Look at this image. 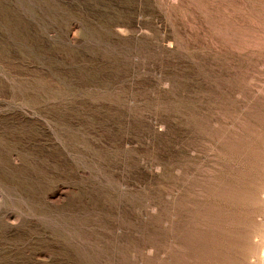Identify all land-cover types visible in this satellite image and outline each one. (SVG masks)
<instances>
[{
  "label": "rangeland",
  "instance_id": "rangeland-1",
  "mask_svg": "<svg viewBox=\"0 0 264 264\" xmlns=\"http://www.w3.org/2000/svg\"><path fill=\"white\" fill-rule=\"evenodd\" d=\"M0 264H264V0H0Z\"/></svg>",
  "mask_w": 264,
  "mask_h": 264
}]
</instances>
